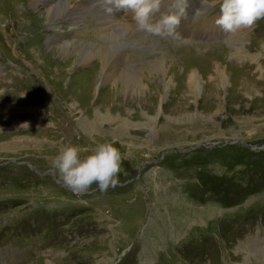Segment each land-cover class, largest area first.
Here are the masks:
<instances>
[{"label": "rangeland", "instance_id": "rangeland-1", "mask_svg": "<svg viewBox=\"0 0 264 264\" xmlns=\"http://www.w3.org/2000/svg\"><path fill=\"white\" fill-rule=\"evenodd\" d=\"M32 1L0 0V248L16 250V264H262L264 19L235 33L211 25L208 30L223 34L224 41L206 32L199 42L183 39L185 19L176 37H154L138 31L126 10L110 16L95 0L54 22L34 13ZM189 1L187 18L193 19L201 0ZM71 5L77 7L78 0ZM162 10H172L171 0ZM207 12L203 18L215 22L218 0ZM113 18L123 23L103 33ZM49 37L100 51L124 45L116 58L141 73L164 60L173 86L146 98L145 78L155 77L146 71L147 90L122 92L121 105L129 101L131 107H111L110 83L96 89L100 59L70 73L60 64L71 55H52ZM218 66L230 86L235 76H244L255 92L241 91L240 82L231 91L229 84L212 88ZM194 70L203 89L192 87L195 96L186 97ZM84 79L94 83L82 92L78 83ZM95 110L128 123L101 120ZM80 119L91 121L99 133L82 128ZM63 135L72 143L65 145ZM104 143L122 155L114 188L100 191L93 184L77 195L53 175L37 172L54 169L62 182L52 161L65 146L87 148L83 159ZM145 161L154 162L141 172V188L134 179Z\"/></svg>", "mask_w": 264, "mask_h": 264}, {"label": "clouds", "instance_id": "clouds-1", "mask_svg": "<svg viewBox=\"0 0 264 264\" xmlns=\"http://www.w3.org/2000/svg\"><path fill=\"white\" fill-rule=\"evenodd\" d=\"M219 16L215 24L226 33H235L251 28L264 19V0H218ZM165 0H95L104 13L113 15L117 10H131L136 29L154 37H174L182 19L187 18L188 0H171V9L163 11ZM217 0H201L194 11L193 19L206 15L216 6ZM157 14L159 18L157 19ZM28 126L27 124L22 125ZM87 148L65 146L52 161L64 185L77 194L87 192L93 184L100 191H107L119 184L122 155L111 143L97 146L92 154L81 159L80 153Z\"/></svg>", "mask_w": 264, "mask_h": 264}, {"label": "bare ground", "instance_id": "bare-ground-1", "mask_svg": "<svg viewBox=\"0 0 264 264\" xmlns=\"http://www.w3.org/2000/svg\"><path fill=\"white\" fill-rule=\"evenodd\" d=\"M74 1L75 0H33L32 1L33 11H34V13H44L43 19L45 21L48 20L50 22H54L57 19L64 18L65 16L64 17H62V16L65 13L69 14L68 16H70V14H71L70 9H73L74 11L77 10L78 12H81L85 7L88 6V5H85L86 0H80V1L78 0V6L77 7L74 6V8H72L71 6H73V5H71V4ZM77 11H76V13H78ZM125 14H126L125 17H131L132 18L134 16V13L131 10H126ZM105 17L107 18V16H105ZM99 18H100V15H99ZM198 19L199 20H197L198 22L196 24L191 25V29H196V30H191V31H194L193 34H195L196 32H197V34H200L202 30H205L204 28H207V23L209 22V21H206V19L203 17L198 18ZM123 20H125V19H123ZM102 21H103V19H102ZM118 21L122 22V20H119L117 18L116 19L113 18L112 22H110V20L107 21L105 23L107 27L105 28L103 25V33L107 34L110 31L109 29H117L118 26L121 25V23H118ZM104 29H107V32ZM215 33H219V32H215ZM48 44H46V45L50 46L52 49V50H50L51 54L54 52L58 53V54L61 53L62 56L66 55V57L68 55L69 56L71 55L70 57L68 56L69 58L67 59L68 60L67 62H65L64 64L61 63L60 65H65L64 68L65 69L67 68L69 70V72L73 73V74L81 71L82 67H84V65H86L89 62L91 63V61L93 59H96V58L100 59V64L98 65L97 70H96L97 72H99V74L97 75L98 77L94 76L95 78L94 77L93 78L95 79V81H96V79L98 80V83L96 85V89H97V87L100 88V87H103L105 85L107 86V84L110 83L111 86L109 88V95L112 96V99H110L111 107H114V108H116L117 106L118 107L124 106L126 108L128 106L131 107L129 101H126V103H123L121 105L120 101L122 100V94L123 93L125 95H127L128 93H132L133 95L134 94H136V95L142 94L145 91V89L147 88V85L144 84V80H143V78H145L146 71L149 72L150 74L154 75L155 77H153V78L156 79V81H153V78H150L149 76H147L145 78V80H147V82H148V87H149V91L147 93L146 98H149V96L154 97V96L160 94V91L163 90V86H164L166 91L171 87V85L173 86V83L171 82V80L168 79L167 68L165 67V61L164 60L157 62V63H149L148 65H146L143 73H141L142 71L140 72L139 69H135L134 67L124 66L122 61L119 58H116L118 53H120L121 51L126 49V47L124 45H122V47H118L117 49H106V50L100 51L99 49H94L95 47L93 45L92 46L94 48L84 47L85 45L80 46L81 44L79 45L76 43L75 44L70 43L67 45H63V44L55 42L50 37L48 38ZM137 45H139V44H137ZM51 51H54V52H51ZM61 55H60V57H61ZM57 59H58V57H57ZM56 61H58V60H56ZM222 68L223 67L218 66L214 70L216 72L215 76H213L210 79V83L212 85L211 86L212 88H213V85H216L217 87L222 86L223 89L228 88L227 87L228 84L230 86V83H228L229 77L227 75V72L225 71L224 68L223 69ZM112 71H114V72L112 73ZM239 77H240L239 75L235 76L236 82L230 86V91L235 88V84H238V82H240L239 85H240L241 91H243V92H249V91L255 92V89L253 88V85H251L249 79H246V81H245L244 76L241 78H239ZM84 80L85 81H81L80 83H78L79 84L78 88L82 92H84V90L87 91L88 89L92 88L93 87L92 82L94 83V81H89L87 79H84ZM187 80H189V82H188L189 87H188V90H187V93L185 96L187 97L189 95V96L194 97L195 93H194L192 87L197 88L198 90H200L202 87V81H201V78L198 74V71L197 70L192 71L191 76H189V78ZM207 84H208V82H207ZM241 84H243V85H241ZM202 89H203V87H202ZM98 93L100 96L101 91L99 89H98ZM124 94H123V97H124ZM215 94H216V92H215ZM194 100L197 101L198 100L197 97H195ZM162 103H163V101H162ZM139 107L142 108V106H139ZM103 109H106V108H103ZM126 110H125V112H127ZM159 110L160 111L163 110L162 106L160 107ZM94 113H96L97 117L101 120L107 119L109 117L110 119H108V120L117 121V123L122 125V126H124L125 124L128 123L127 120H125V119L121 120L120 117H116V116L111 117L110 116L111 114H109V116L107 118H104V116L101 117V114L99 112H96V110ZM96 120H94V121H96ZM79 124L82 128L87 129V130L88 129L91 130L92 133H99L96 130V128H98V127L97 126H95V127L90 126L92 124H91V121H89L88 119H80ZM153 162L154 161H152V163ZM147 163H149V162H147ZM141 165H143V164H141ZM141 169H143V168L141 167Z\"/></svg>", "mask_w": 264, "mask_h": 264}, {"label": "water", "instance_id": "water-1", "mask_svg": "<svg viewBox=\"0 0 264 264\" xmlns=\"http://www.w3.org/2000/svg\"><path fill=\"white\" fill-rule=\"evenodd\" d=\"M234 142V141H233Z\"/></svg>", "mask_w": 264, "mask_h": 264}]
</instances>
